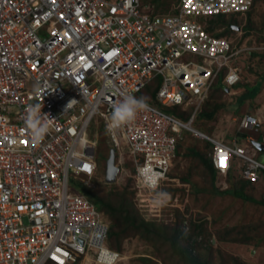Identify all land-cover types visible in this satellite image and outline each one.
Returning a JSON list of instances; mask_svg holds the SVG:
<instances>
[{"label":"built area","instance_id":"obj_1","mask_svg":"<svg viewBox=\"0 0 264 264\" xmlns=\"http://www.w3.org/2000/svg\"><path fill=\"white\" fill-rule=\"evenodd\" d=\"M254 1L180 0L161 13L142 0H0V264H101L102 246L119 253L117 264L123 260L109 245L105 214L73 187L86 186L79 176L92 178L98 169L97 127L116 152V183L134 178L136 196L152 190L138 168L159 173L158 188L170 180L182 129L212 144L221 191L230 188L233 164L242 179L262 181L264 151L261 159L239 137L229 145L194 127L223 72L227 88L241 81L238 62L252 48L234 47L191 17L244 15ZM124 94H141L149 110L109 133L113 106ZM37 103L53 120L34 145L25 118L26 107ZM263 125L264 115L247 113L239 130L264 131ZM124 148L134 172L123 167Z\"/></svg>","mask_w":264,"mask_h":264},{"label":"rangeland","instance_id":"obj_2","mask_svg":"<svg viewBox=\"0 0 264 264\" xmlns=\"http://www.w3.org/2000/svg\"><path fill=\"white\" fill-rule=\"evenodd\" d=\"M163 3L162 11L170 12L178 0H160ZM235 19L232 22L233 32L229 39L237 42L239 47L252 48L244 51L239 60L242 69V83L227 90L223 83L224 72L214 83L209 95V103L206 110H212L211 106L215 103H225L226 108L221 110L212 120H207L200 114L194 127L201 132L223 139L227 144L233 145L232 140L237 135L240 127L239 115L252 113L264 115V83L259 84L257 89L261 90L257 97H251L239 107L237 105L238 96L245 93L246 86L254 87L258 76L264 74V1L258 4L250 14L229 15ZM203 25L208 23L206 17H191ZM240 26L241 30H237ZM49 34L47 28L41 30V37ZM255 84V85H254ZM227 90V91H226ZM241 93H233L239 91ZM226 91V92H225ZM232 91V92H231ZM141 95L139 94L138 97ZM232 106H236L234 111ZM176 108H166L165 111L172 114ZM187 110H192L188 108ZM264 126V125H263ZM98 146L96 150V162L98 169L92 178L84 175L79 176V181L87 180L89 189L95 190L100 196H107V193L113 190L116 194L114 198L109 197L114 204H118L120 198L124 196V206L130 208L132 216L140 223L142 221L148 224H156L157 230L164 234L173 235L178 229H189L188 225L201 224L203 228L214 234L211 239L199 238L203 245L192 247L193 253L200 259L210 260L211 264H264V183L256 184L246 188V193L252 196L256 202H245L232 195L218 194L214 191L210 182L206 178L199 177L195 158L187 156V150L193 145L204 146L203 141L182 129L179 137V144L183 147L184 155L179 156L173 163L170 180L163 183L158 190H141L139 196H136L135 179L125 177L124 180L115 184L106 182L107 163L113 148L110 138L104 133L102 127H97ZM242 134L251 136L254 140H260L263 130L255 131L244 129ZM243 142V145L253 147L252 143ZM201 147V148H202ZM129 148L122 149L125 152L126 163L124 168L134 172L135 164L129 157ZM120 152V151H119ZM119 155V154H118ZM118 159V158H117ZM182 178L190 180L189 184L184 183ZM264 179V178H263ZM73 187L84 192L81 182L73 183ZM163 191L170 194L171 199L164 207H157L154 203L156 192ZM219 191V190H218ZM118 200V202H117ZM107 218V217H106ZM108 219V218H107ZM249 227L246 228L248 235H256L257 243L253 245L224 244L218 240L216 234L223 228L230 226ZM126 229L122 226L121 229ZM126 235L122 236V256L123 260L119 264H174V258H171L170 242L160 243V241H148L137 234L132 227H127ZM259 234V235H258ZM181 246H188L187 240H181ZM240 259L234 261V257Z\"/></svg>","mask_w":264,"mask_h":264},{"label":"trees","instance_id":"obj_3","mask_svg":"<svg viewBox=\"0 0 264 264\" xmlns=\"http://www.w3.org/2000/svg\"><path fill=\"white\" fill-rule=\"evenodd\" d=\"M264 0H255L252 8L250 11L247 12V15L254 10L258 4L262 3ZM178 2L175 6L178 5ZM142 3L144 5H151L155 7V10L157 12L164 13L165 11H162L163 3L160 0H142ZM174 6V7H175ZM235 19L231 16L226 15H216L212 17H207L208 23L205 25L207 31L216 37H224V38H230L232 35L233 29L232 26L235 25V22H232L231 20ZM234 47H239L238 43L236 42L234 44ZM239 63V62H238ZM264 83V74L258 76V80L256 82V86L250 87L251 85L246 86V91L243 94H240L238 96L237 105L241 107L246 100L250 99L251 97H257L261 90L257 89L259 84ZM243 84V83H242ZM255 85V84H254ZM155 86L158 88L160 86V82H156ZM227 91V90H226ZM225 91V92H226ZM141 95V94H140ZM140 97H143L142 95ZM209 103V98L206 100V102L203 105V109L201 112V116L204 117L207 120H212L218 115V113L225 109V103H215L211 107L212 110H206L207 104ZM238 113V111H236ZM175 113L182 116L184 119H188V116L190 115V112H180L179 107H176ZM243 116L240 115V119ZM241 139L246 138V135L242 133H238V136ZM262 140V138L260 139ZM205 144L202 148L199 145H193L188 148L187 156H190L192 158H195L197 166L195 167L196 170H198L199 177L206 178V181L212 186L214 191L218 192V194H229L237 199H242L245 202H256V200L249 196L246 193V188L249 186H255L257 183H251L250 181H246L242 179L239 175H237V171L235 169V164H233V168L229 172L228 176V182L230 184V188L226 191H221L216 186V170L213 164L212 160V150L213 146L209 141H203ZM183 147L181 145L178 146L177 151V158L181 155H184V152H182ZM176 158V159H177ZM175 159V160H176ZM172 175V172L169 173ZM184 183L189 184L190 180L187 178H182ZM259 184V183H258ZM84 187V193L86 196L93 201L98 210L105 214V216L108 218L109 226H110V237H109V245L112 249L121 251L122 250V236L126 235L127 227L134 228L135 232L139 234L141 237H143L145 240L148 241H160V243L164 244L167 242H170V248H171V258H174V264H211L210 260L207 259H200L199 256L194 255L192 247L195 248L196 246L203 245V243L199 242V238L203 237L206 239H211L214 235L210 233L207 229H204L201 224H194L189 227L187 231L184 229H178L177 232H174V234L168 235L164 234L163 232H159L157 230L156 224H148L145 221L138 222L135 217L132 216V212L130 211V208L125 207L124 205V196L120 198L118 204H114L111 202L112 200L109 197H112L116 199L114 196L116 194H112L113 190L107 193V196H100L98 195L95 190L89 189L85 185L81 184ZM219 190V191H218ZM122 226H125L126 229H121ZM250 227V226H249ZM249 227H241L239 226H230L223 228L220 230L216 236L218 237V240L221 243L224 244H240V245H253L256 244L257 240L256 235H248L246 231V228L249 229ZM259 235V234H258ZM181 240H187L190 244L186 247L181 246ZM234 261H238L240 258L235 256Z\"/></svg>","mask_w":264,"mask_h":264},{"label":"clouds","instance_id":"obj_4","mask_svg":"<svg viewBox=\"0 0 264 264\" xmlns=\"http://www.w3.org/2000/svg\"><path fill=\"white\" fill-rule=\"evenodd\" d=\"M241 81L239 83H242ZM228 89L229 88H227V90ZM233 92L237 93V91H233ZM149 107L150 106L145 97H136L135 95L132 94H124L122 96V99L118 100L113 106L114 110L107 124V131L109 133H114L116 130L124 126L132 125L136 120L138 114L141 112L148 111ZM52 120L53 118H50V115L42 112V105L40 103L30 104L26 107L25 123L27 128L29 129L31 141L34 145H39L40 143H42L45 137L49 134ZM240 120L241 119H239V123ZM239 133H241V131H239ZM247 137L248 136L246 135V138H242V140L247 139ZM239 139L241 138L239 137ZM257 142L263 144L262 140H257ZM259 151L261 154V152L264 151V148L263 150L259 149ZM261 159H263V154H261ZM137 171L139 176L143 178L145 186H147L148 188L154 191L158 188L159 181L161 179L159 173L151 170L147 166L138 168ZM170 199L171 196L169 193L158 191L156 192L153 203L157 207H164L167 205ZM103 236H104L103 233L97 234L98 239H103ZM118 260H119V253L112 251L106 246L101 247V252H100L101 264H117Z\"/></svg>","mask_w":264,"mask_h":264},{"label":"water","instance_id":"obj_5","mask_svg":"<svg viewBox=\"0 0 264 264\" xmlns=\"http://www.w3.org/2000/svg\"><path fill=\"white\" fill-rule=\"evenodd\" d=\"M237 30H240V27H236ZM257 148L263 150L264 146L263 144L255 141L253 143ZM116 159V152L115 150L111 149L110 156L107 163V171H106V182L108 184H115L117 181V176L120 171V168L116 166L115 164Z\"/></svg>","mask_w":264,"mask_h":264},{"label":"crops","instance_id":"obj_6","mask_svg":"<svg viewBox=\"0 0 264 264\" xmlns=\"http://www.w3.org/2000/svg\"><path fill=\"white\" fill-rule=\"evenodd\" d=\"M256 84V83H255ZM241 90H239V91H237V93H241L240 92ZM233 107V109H234V111L236 112V106L234 107V106H232ZM247 114V113H246ZM242 116L244 115V114H241ZM239 117V119H240V115L238 116ZM238 131H239V128H238ZM239 133V132H238ZM263 133H264V131H263ZM237 136H238V134H237ZM219 138V137H218ZM235 138H236V135H235V137L233 138V140H232V143L234 142V140H235ZM221 140H223V139H221ZM224 141V140H223ZM225 142V141H224ZM243 142H246V140L245 139H239L238 138V143H243ZM227 143V142H226ZM259 183H264V179H262V181H260ZM258 184V183H257Z\"/></svg>","mask_w":264,"mask_h":264},{"label":"snow or ice","instance_id":"obj_7","mask_svg":"<svg viewBox=\"0 0 264 264\" xmlns=\"http://www.w3.org/2000/svg\"><path fill=\"white\" fill-rule=\"evenodd\" d=\"M223 157H222V161H221V166L223 167L224 166V164H223ZM86 170H88V171H90L91 169H90V167H88Z\"/></svg>","mask_w":264,"mask_h":264}]
</instances>
